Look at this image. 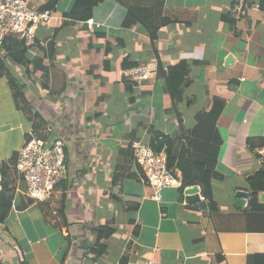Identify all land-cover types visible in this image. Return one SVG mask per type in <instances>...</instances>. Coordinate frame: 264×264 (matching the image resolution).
I'll return each instance as SVG.
<instances>
[{"label":"crops","instance_id":"0c3cea01","mask_svg":"<svg viewBox=\"0 0 264 264\" xmlns=\"http://www.w3.org/2000/svg\"><path fill=\"white\" fill-rule=\"evenodd\" d=\"M27 1L53 18L28 48L29 77L5 61L45 129L63 139L67 172L48 199L25 195L11 158L31 133L46 137L45 129L32 132L0 77V171L12 197L0 222V264H247L251 256L264 264V209H247V178L264 173L257 153L264 145V0H99L90 18L75 22L64 14L94 0H56L50 8L51 0ZM234 5L242 6L238 19ZM129 9L144 22H169L151 40L141 22L123 25ZM50 42L48 56L38 45ZM151 60L189 65L179 100L164 94L162 71L143 82L124 74L131 69L124 61ZM215 99L224 105L214 119ZM155 131L197 157L217 151L223 178L210 181L212 206L197 185L164 188L156 201L138 180L132 143L150 145ZM194 165L200 177L209 176L202 162ZM171 172L181 181L178 168ZM257 200L264 204V189ZM104 226L114 232L100 238L106 249L96 255V229Z\"/></svg>","mask_w":264,"mask_h":264},{"label":"built area","instance_id":"2783aa9c","mask_svg":"<svg viewBox=\"0 0 264 264\" xmlns=\"http://www.w3.org/2000/svg\"><path fill=\"white\" fill-rule=\"evenodd\" d=\"M242 12L241 5H234L231 9L233 18L238 19ZM53 18L51 10H37L30 7L27 0H0V46L8 37L23 41L26 46L35 44V31L43 23ZM93 25L92 20L86 22ZM166 70V67H163ZM158 62L151 60L138 63L135 67L125 71L136 82L149 80L156 75ZM52 128L47 127V138L36 137L32 133L26 138L19 150L14 163L15 171L25 182V195L36 201L48 199L55 186L66 176V158L64 141L59 136H52ZM132 150L134 162L141 171V179L152 191L156 201L162 198V190L167 187H181L180 179L173 175L167 166L165 146L160 151H154L149 144L133 142ZM257 153L264 158V145L257 148ZM2 175L0 171V194L2 192ZM201 200L204 198L201 197ZM161 215H164L161 213ZM2 247L0 245V257ZM140 264H157L153 260L145 259Z\"/></svg>","mask_w":264,"mask_h":264},{"label":"trees","instance_id":"16d2710c","mask_svg":"<svg viewBox=\"0 0 264 264\" xmlns=\"http://www.w3.org/2000/svg\"><path fill=\"white\" fill-rule=\"evenodd\" d=\"M55 1L56 0H51L47 8H50ZM97 2H99V0L91 1V4L89 6L87 5L84 10H78L75 6L70 11L65 13L64 16L73 22L86 20L90 18L91 8ZM134 17L136 20L134 19ZM135 21L142 23L147 33L149 34L148 36L151 40H154L156 38L159 28L169 22V20L166 19L159 20L157 23H148V21L144 22L140 17L135 14V12H133V10L131 11V9H129L123 25L125 27L130 26L131 24L135 23ZM38 47L48 56L52 55L54 52L52 42L48 43L46 47L40 45H38ZM1 48L5 52V56H0V77H4L6 79L7 85L9 86L12 92V97L16 109L22 111L26 115L27 119L32 122V132L40 133L43 131V128L45 129V122L40 116V114L34 110L30 102L25 97V84L20 82V80L11 73L5 61L6 59H8L15 65L20 66L21 68H23L24 74L29 77V59L27 57L29 46H26L23 41L8 37L5 39ZM133 66H135V63H129L127 61H124L122 64L123 69L132 68ZM166 68L167 69L164 70L163 67H161V65L158 63V70L164 73L163 76L166 79L164 94H167L170 97L171 101H177L179 100V95L181 94L185 84L187 83L189 65L185 61H181L176 65L169 66ZM223 105L224 102L221 99L214 100L210 110V114L213 116L214 119L217 118L218 114L221 112ZM41 138L44 139L46 137L42 136ZM181 142L178 143V139L174 138L171 135H166L161 131H155L154 138L150 146L156 152L160 151V149L165 146L168 168L171 170L176 167L181 171L182 175L180 190L186 188L187 186L197 185L201 189L202 197L207 198L210 205L212 206V189L210 187V181H221L223 178V176L216 170L217 151H215V153H213L212 155L209 154L207 156L197 157L191 150L192 148L188 149V146L185 143ZM189 142L192 143L191 140ZM220 144L221 141L218 140V146ZM214 149L217 150L216 148ZM11 160L15 162L16 158L13 156ZM196 161L202 162L205 165V168L209 171V176L207 178H202L199 176L194 165ZM141 174L142 173L139 174L138 180H140ZM263 175L264 173L262 171H258L250 178H247L250 185V194L247 203V209L251 212H259L264 209V204L258 203L257 200L258 191L263 190L264 185H255L259 181L264 182ZM9 192L10 189L3 179L2 192L0 194V222L7 215L11 206L12 197L10 196V194L8 195ZM113 232L114 229L110 228L109 226L99 227L96 229V255L104 252L106 249V244L104 242L100 243V238L107 239ZM120 264H125L124 260H122ZM247 264H253L252 256L248 258Z\"/></svg>","mask_w":264,"mask_h":264},{"label":"water","instance_id":"95a60500","mask_svg":"<svg viewBox=\"0 0 264 264\" xmlns=\"http://www.w3.org/2000/svg\"><path fill=\"white\" fill-rule=\"evenodd\" d=\"M228 59H231V58L229 57ZM228 59H227V60H228ZM236 194H237V195H240L239 198H240V197H246V193L238 192V193H236ZM239 201H240L241 204H243V200H242V199H239Z\"/></svg>","mask_w":264,"mask_h":264},{"label":"rangeland","instance_id":"374dc122","mask_svg":"<svg viewBox=\"0 0 264 264\" xmlns=\"http://www.w3.org/2000/svg\"><path fill=\"white\" fill-rule=\"evenodd\" d=\"M44 126H45V124H44ZM0 245H1V247H2V252H3V247H4L6 244H5L4 241L0 240Z\"/></svg>","mask_w":264,"mask_h":264}]
</instances>
